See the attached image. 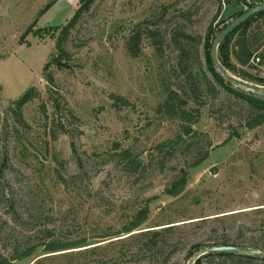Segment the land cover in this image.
I'll return each mask as SVG.
<instances>
[{"label": "rangeland", "instance_id": "rangeland-1", "mask_svg": "<svg viewBox=\"0 0 264 264\" xmlns=\"http://www.w3.org/2000/svg\"><path fill=\"white\" fill-rule=\"evenodd\" d=\"M50 1L0 0V193L15 196L35 218L43 214L40 224L45 222L52 232L42 240L102 248L87 257L75 252L83 248L43 254L39 247L16 264L43 256L49 257L42 264H140V257L131 254L107 263L97 258L129 246L125 241L110 245L101 236H116L131 226L146 198H151L149 212L139 229L245 210V239L264 247V123L246 127L248 107L217 86L203 92L199 118L190 125L194 137L181 135L182 121L156 110L165 87L172 88L175 81L174 52L159 56L145 36L137 57L125 49L138 23L148 20L153 27L155 22L161 32L178 26L195 39L191 66L196 76H208L206 36L216 35L239 11L264 0H94L66 37L67 65L48 67L54 77L48 87L43 66L55 52L61 27L81 3L56 0L45 8ZM258 23L264 38V18ZM243 70L264 76V68L235 63V73L228 72L264 90L244 80ZM31 87L38 96L22 107L21 124L10 109ZM116 96L124 101H115ZM195 107L188 103V108ZM122 150L142 172L122 168ZM203 154L188 170L182 191L166 195L164 189L179 168ZM211 229L190 226L178 232L185 243L170 264H186L190 247L206 240ZM61 253L67 256L56 255ZM202 264L240 263L215 258Z\"/></svg>", "mask_w": 264, "mask_h": 264}, {"label": "trees", "instance_id": "trees-1", "mask_svg": "<svg viewBox=\"0 0 264 264\" xmlns=\"http://www.w3.org/2000/svg\"><path fill=\"white\" fill-rule=\"evenodd\" d=\"M55 1L51 0L45 8L52 5ZM80 1V6L74 11L66 24L61 27L58 35L55 37V52L43 66L42 76L48 87L54 84L53 74L51 71H47L48 67L54 65L60 69L67 65L66 61L69 60V52L65 47L66 37L74 29L81 14L89 9L94 0ZM220 9L221 4L219 3L217 13ZM242 12L239 11L236 16ZM263 18L264 11L249 17L218 45L217 59L225 71L235 73V63L248 69H257V71L264 68V38L261 36L260 28H257L258 22ZM149 23L147 20L134 26L126 38L125 49L131 57H137L141 52V39L145 36L150 39L151 46L159 56H162L165 50L174 52L175 57L174 64L171 66V73L175 81L172 88L165 87L164 101L156 107V110L163 113L167 118L181 120L183 123L181 135L194 137L195 133L190 125L196 123L199 118V106L202 105L201 98L203 92L205 90L214 91L217 86L226 90L233 98L241 100L248 107V118L244 124L246 127L253 128L264 123V96L238 89L223 80L215 72L209 57L210 44L215 35H207L203 43V48L205 47L206 50V71L208 72V76L203 72L200 78L196 76L191 66V45L195 42L194 37L178 26L167 32H161L159 27H156L155 22L153 27L149 26ZM240 75L244 80L264 86V76L258 73L243 70L240 72ZM37 96L38 92L36 88L31 87L12 102L13 106L10 110L14 113L16 121L24 124L21 115L22 107ZM114 100L124 101L117 96ZM189 102L196 104L197 107L188 108ZM121 103L123 106H126L124 102ZM55 104L56 106L58 105L56 102ZM118 155V159L123 162V169L128 171L133 168L135 171H138V164L130 157L129 153L122 150ZM205 156L206 154H203L190 164L181 166L166 185L164 193L173 197L178 195L187 184L189 177L188 170L198 165ZM138 172H142V170ZM60 179L63 180L62 177ZM0 196L3 197L4 195L0 193ZM5 196V203L0 207V264H16L21 259L30 256L39 247H42L43 254L56 253L75 247L83 248L75 252L77 255L89 254L87 257L92 256L102 248L99 245L88 247L90 244L65 247L54 240H42L46 237L50 238V233L52 232V228L46 226L45 222L44 224H40L43 214L41 216L37 215L35 218L33 214H30L27 210L25 212V208L17 204L15 196L8 192ZM150 200L151 198L144 199L142 207L136 210L133 215V224L131 226L124 228L125 230L116 232L115 234H118L116 236H112L114 234L111 233L101 236L105 240H110L108 242L110 245L113 244V241H125L129 242V246L123 249L121 247L113 256L108 257L107 254L99 256L97 258L98 262L107 263L108 261L121 259L123 256L131 254L140 257V264H170L171 258L185 243L184 237L176 234L180 231L185 232L184 229L190 226L203 228L206 225L212 228L208 237L203 242L195 243L190 247L189 257L194 251L204 247L203 244L207 246L233 245L244 250L264 252L263 246L245 239L247 228L241 220V217L245 215V210L220 212L211 216L158 223L139 229V225L147 219ZM31 217H34L37 222L31 219ZM113 237L117 239L111 240ZM56 255L67 256L65 253ZM47 257L49 256L37 258L31 264H42L45 260L44 258ZM215 258L225 260L235 259L240 264H256L254 262L258 260L264 262V258L246 256L236 252H216L204 254L196 259L194 264H202L203 259Z\"/></svg>", "mask_w": 264, "mask_h": 264}, {"label": "water", "instance_id": "water-1", "mask_svg": "<svg viewBox=\"0 0 264 264\" xmlns=\"http://www.w3.org/2000/svg\"><path fill=\"white\" fill-rule=\"evenodd\" d=\"M264 11V1L251 6L245 9L242 13L233 18L230 22H228L224 27L220 29V31L214 36L210 48H209V57L211 64L215 70V72L223 78L226 82L230 83L232 86L241 89L246 92L255 93L264 96V90L259 88L258 86L249 85L243 81L236 79L231 76L224 68L221 66L217 59V47L224 40V38L230 34L234 29H236L240 24H242L249 17L255 15L258 12ZM216 252H236L238 254L264 258V252L260 251H252V250H244L237 246L233 245H211L202 247L196 251H194L188 259L186 264H194L196 259L203 256L207 253H216Z\"/></svg>", "mask_w": 264, "mask_h": 264}]
</instances>
